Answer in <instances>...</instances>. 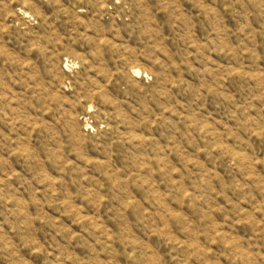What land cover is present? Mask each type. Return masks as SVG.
<instances>
[{"label": "rangeland", "instance_id": "1", "mask_svg": "<svg viewBox=\"0 0 264 264\" xmlns=\"http://www.w3.org/2000/svg\"><path fill=\"white\" fill-rule=\"evenodd\" d=\"M0 264H264V0H0Z\"/></svg>", "mask_w": 264, "mask_h": 264}]
</instances>
